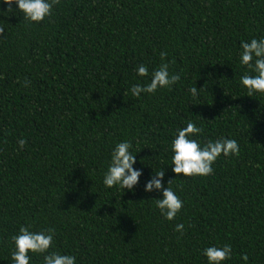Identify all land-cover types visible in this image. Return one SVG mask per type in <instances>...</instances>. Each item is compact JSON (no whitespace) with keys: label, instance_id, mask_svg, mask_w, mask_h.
Segmentation results:
<instances>
[{"label":"trees","instance_id":"trees-1","mask_svg":"<svg viewBox=\"0 0 264 264\" xmlns=\"http://www.w3.org/2000/svg\"><path fill=\"white\" fill-rule=\"evenodd\" d=\"M11 7L0 0V264H14L21 226L54 228L50 251L76 264H208L204 250L225 244L223 264H264V95L240 83L241 43L264 39V0H60L40 23ZM161 52L180 80L132 96L151 79L138 66L151 74ZM189 121L201 147L235 139L239 156L176 176L171 144ZM124 141L141 171L132 191L103 184ZM160 170L183 201L173 221L155 207L162 190L144 191Z\"/></svg>","mask_w":264,"mask_h":264},{"label":"clouds","instance_id":"clouds-1","mask_svg":"<svg viewBox=\"0 0 264 264\" xmlns=\"http://www.w3.org/2000/svg\"><path fill=\"white\" fill-rule=\"evenodd\" d=\"M8 5L7 12L12 11V4H16L18 11L23 14V19L30 23H40L52 14L53 7L60 3V0H3ZM4 35V28L0 26V37ZM240 62L246 66L248 73L241 77L240 83L247 90V97L254 94L264 95V39H252L249 42H242L240 45ZM167 52H161L160 66L149 73L147 66L140 65L137 69L139 77L151 75L150 83L147 85H133L130 89L132 96L139 98L141 93L155 94L160 89H171L180 80L179 74L169 71V63H164ZM30 85V81L25 80L24 86ZM202 89V88H201ZM199 89V90H201ZM199 90L195 85L189 89L192 97L198 99ZM202 128L191 121L186 127L177 130L175 139L171 144L172 167L171 170L176 176L184 177H206L213 174V165L217 159L224 157H238L240 146L235 139L221 138L216 141H208L201 147L200 143L194 139L202 134ZM18 148L23 149L26 145L25 139L17 141ZM132 144L124 141L116 144L111 153V160L104 175L103 184L107 188L119 186L120 189L132 191L137 185L141 171L135 170V155L130 151ZM165 172H156L146 183L144 191L160 192L162 199H155V207L167 221H173L181 209L183 201L170 186L173 180H169L167 187L162 183ZM174 231L184 234V225L177 224ZM55 229L49 228L39 232L30 231L28 227L21 226L19 234L13 236L12 242L15 251L11 255L14 264H30L29 253L42 255L43 264H76L74 255H63L56 251H50L53 247ZM203 255L207 258L208 264H223L232 256L231 245L225 244L222 247H208ZM242 260L247 261L248 256H242Z\"/></svg>","mask_w":264,"mask_h":264}]
</instances>
